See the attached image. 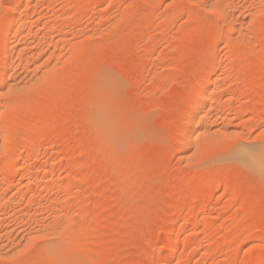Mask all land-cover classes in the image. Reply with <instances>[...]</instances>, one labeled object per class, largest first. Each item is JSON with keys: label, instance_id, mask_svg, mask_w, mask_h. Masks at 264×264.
Returning <instances> with one entry per match:
<instances>
[{"label": "rangeland", "instance_id": "1", "mask_svg": "<svg viewBox=\"0 0 264 264\" xmlns=\"http://www.w3.org/2000/svg\"><path fill=\"white\" fill-rule=\"evenodd\" d=\"M11 21L0 264H264V177L233 160H264V0H0Z\"/></svg>", "mask_w": 264, "mask_h": 264}, {"label": "bare ground", "instance_id": "2", "mask_svg": "<svg viewBox=\"0 0 264 264\" xmlns=\"http://www.w3.org/2000/svg\"><path fill=\"white\" fill-rule=\"evenodd\" d=\"M13 8H16V6L15 7H13ZM17 9V8H16ZM16 9H14L15 11H16ZM12 13V14H11ZM10 14L11 15H14V12L12 11ZM18 14V13H17ZM19 15V14H18ZM10 17V16H9ZM15 20H16V18H15ZM21 20V19H20ZM223 20V19H222ZM23 21V20H22ZM21 22V21H20ZM223 22V21H222ZM11 23V24H10ZM9 23V25H7V26H5V28L4 29H2V30H0V42H1V44H0V51H2V50H4L5 48H7V45H8V36L9 35H11V33L12 32H14V30H17V29H15V28H18V26H17V24H18V21L14 24V22L12 23V21ZM24 23V22H23ZM20 24V23H19ZM16 32V31H15ZM11 38V37H10ZM13 38V37H12ZM17 39V38H16ZM16 42V41H15ZM14 43V42H13ZM218 42H216V44H217ZM11 44H12V42H11ZM211 44V43H210ZM216 44H214L215 46H216ZM221 44V43H220ZM225 44V43H224ZM15 46H16V44H14ZM18 45V44H17ZM223 45V44H222ZM14 46V48H16ZM212 47V46H211ZM214 49H216V47L214 48ZM5 51H6V49H5ZM3 52V51H2ZM6 61H7V59H6ZM3 63V62H2ZM5 65V62L1 65V66H4ZM2 68L3 67H1L0 69L2 70ZM2 71H5V69L4 70H2ZM3 72H1L0 71V81L3 79V75H5V74H2ZM5 73V72H4ZM2 74V75H1ZM204 76V75H203ZM207 76H210V75H207ZM206 78V77H205ZM205 78H201V85H202V92H200V94H199V99L198 100H196L195 102L194 101H192L191 102V104H189V106L186 108V110H185V112H184V117H189V124H188V126L187 127H184V124L185 123H183V120H182V122L180 123V125L177 127V129H176V133H175V135L177 136V137H175V139H177L179 136H181V135H184L183 133H185V135H186V133L187 132H190V134H191V136H193V138H194V135H196V132H197V130L201 127L202 128V123H203V121H202V116L200 117V115H201V111L207 106V107H209V105H210V103H211V100H210V96H208V94L210 95V93H208V86H207V80L205 79ZM208 78V77H207ZM209 79V78H208ZM3 81V80H2ZM199 81V80H198ZM103 82V81H102ZM4 83V82H3ZM197 83H199V82H197ZM213 83V82H212ZM201 85H199V86H201ZM105 86H106V84H105ZM97 87H99V86H97ZM104 87V86H103ZM102 87V88H103ZM111 87V86H110ZM96 88V87H95ZM100 88V87H99ZM100 89V90H102V92H101V95H100V98H99V103H98V110H99V116L100 117H98L99 118V123L101 124V123H104L103 125V127H106L107 126V115L105 116V113H106V108H107V103H106V101H108L109 100V98H108V100H107V96H109V95H107V92H105V90H103V89ZM2 89V88H1ZM109 88L107 87V90H108ZM200 89V88H199ZM198 89V90H199ZM106 90V91H107ZM109 91H110V89H109ZM200 91V90H199ZM198 91V92H199ZM196 92V91H195ZM99 95V94H98ZM193 96H194V94H192ZM96 96V95H95ZM196 96V95H195ZM97 97V96H96ZM95 97V98H96ZM112 98V97H111ZM111 100V99H110ZM112 104V103H111ZM110 104V105H111ZM109 107V106H108ZM2 110H3V108H1ZM93 109V108H92ZM206 110V109H205ZM108 114V116H109V113H107ZM97 117V116H96ZM114 118H116V117H113V119ZM108 119H109V117H108ZM112 119V120H113ZM204 120V119H203ZM92 121V120H91ZM113 121H116L115 119L113 120ZM105 123H106V126H105ZM111 123V122H110ZM114 123V122H113ZM112 123V124H113ZM116 124V123H115ZM117 125V124H116ZM102 126V125H101ZM112 126V125H111ZM110 125H109V123H108V127L110 128L111 127ZM113 126H114V124H113ZM204 126V125H203ZM98 127H99V124H98ZM94 128H97V127H94ZM114 128H115V126H114ZM200 128V129H201ZM102 129V128H101ZM98 130V129H97ZM114 130V129H113ZM186 131V132H185ZM102 132H104V131H102ZM104 134V133H103ZM110 134V133H109ZM108 134V135H109ZM187 135H189V133L187 134ZM197 136V135H196ZM102 139V138H101ZM104 140H106V139H104ZM175 143V142H174ZM177 145V144H176ZM250 147V146H249ZM237 149V148H236ZM233 150V149H232ZM233 151H235V150H233ZM231 153V152H230ZM235 154H234V156H233V160H235V161H237V163H241L243 166H245V167H247V168H249V169H251L252 171H254V172H256V174H259L261 177H264L263 175H264V160H262V158L260 157L261 155H259V153L260 152H257V151H254V149H249L247 146H245V147H241V148H239L236 152H234ZM234 162V161H233ZM182 199V198H181ZM186 202V200H181L180 201V203H179V205L178 206H181V205H183L185 202ZM185 205V204H184ZM183 205V206H184ZM182 206V207H183ZM197 221L195 220V222H193V224H195ZM175 225V224H174ZM178 234V233H177ZM177 234H176V232H174V230L172 231V232H170V240H175L176 238H177ZM171 241V242H172ZM51 244V243H50ZM49 246V245H48ZM47 254V253H46ZM66 254V253H65ZM67 255V254H66ZM48 258H52L55 262H56V264H72L71 262H69V260H67L66 259V257H65V255H64V251L62 250V247H60L59 245H50V247H49V249H48ZM69 258H71V257H69ZM51 259V260H52ZM76 259V258H75ZM52 260V261H53ZM52 264V263H51Z\"/></svg>", "mask_w": 264, "mask_h": 264}]
</instances>
